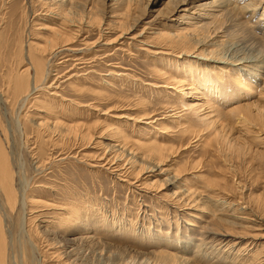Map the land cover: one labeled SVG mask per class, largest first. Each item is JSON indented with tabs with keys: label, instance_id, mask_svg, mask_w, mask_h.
<instances>
[{
	"label": "rangeland",
	"instance_id": "rangeland-1",
	"mask_svg": "<svg viewBox=\"0 0 264 264\" xmlns=\"http://www.w3.org/2000/svg\"><path fill=\"white\" fill-rule=\"evenodd\" d=\"M67 1L0 0V139L17 190L14 210L0 204L4 264H163L160 249L182 260L191 258L194 264H264V135L257 138V127L238 130L245 127L239 124L259 122L235 119V128L219 127L233 145L221 149L215 130L201 120L211 109L202 93L191 87L207 71L186 73L184 93L167 83L175 66L194 59L179 56L180 49L161 35L186 22L185 4ZM238 1L233 3L241 4ZM51 25L61 28L60 36ZM35 59H42L45 67L36 92L17 97L14 79L25 72L32 83ZM156 68L168 76L157 75ZM233 69L211 70V78L237 97L229 104L215 101L209 113L213 122L222 120L220 107L249 105L260 96L259 91L245 93L238 83L245 79ZM203 103L198 112L191 109ZM59 120L79 125L78 133L53 130L52 122ZM40 121L46 126L37 129ZM121 141L123 149L116 146ZM152 141L164 148L162 167L169 170L158 176L147 172L160 162L148 146ZM127 150L136 154L132 165ZM185 188L197 189L201 201L180 202ZM22 193L28 198L24 202ZM1 200L5 202L0 191ZM72 203L94 206V215H86L88 206L78 220H66L72 215L64 207L72 209ZM193 209L201 210L206 222H216L215 229L231 231L227 239L242 242L243 252L230 251L226 242L211 243L203 226L196 232L187 228L195 219L188 215ZM143 229L164 235L162 246L138 235Z\"/></svg>",
	"mask_w": 264,
	"mask_h": 264
},
{
	"label": "bare ground",
	"instance_id": "bare-ground-1",
	"mask_svg": "<svg viewBox=\"0 0 264 264\" xmlns=\"http://www.w3.org/2000/svg\"><path fill=\"white\" fill-rule=\"evenodd\" d=\"M68 1L67 2L71 3V4L73 2V0H68ZM199 1H201V0H181V2H183V4H185V7L182 11H183L184 18L187 19L186 22L182 23L181 26H179L175 31H170V32L166 31L165 33L161 32V35L164 37L165 41L167 39V41L170 43L172 48L180 49V52H179L180 55L179 56H186V57L191 56V57H189V59L194 58V59H192L193 62L192 63H189V62L184 63L183 62L184 64L175 66L174 67L175 73H173L172 76H170L169 78L167 77L168 75L166 76V73H164L161 68H156L157 71H159L158 73L157 72L156 73H157V75L159 74L162 77L166 76L167 80H168L167 83L169 85H173L176 88L177 87L183 88L185 86L184 83H185V79H186V76H185L186 73H188V72L192 73V72H198V71L203 72L204 70L207 71L208 74L205 73L206 76H204L202 80H199L196 84L192 85L191 87H193L195 90H198L196 92L202 93L203 98L206 100V102L204 100V103L207 104L209 109H211L210 112H208L207 114H205V112L203 113L201 120H202V118H204L202 121H205L206 126L208 125L209 128L212 126L211 128H213V130H215V134L217 135L215 138H216V141L218 142V144L220 145L221 149H222V147L228 148V147H231L233 145H232L231 139L228 136H226V133H223L224 130L222 132H220L221 130H219L220 129L219 127L226 128L227 126H229L230 128H233V127L235 128V126H234L235 123H232L235 121V119L239 120L238 123H243L244 121L259 122V125L255 124V123H252V125L239 124V126L244 125L245 127L240 128L238 130H240V132H242L241 130L246 131V130H251L253 127H257L259 132H261L257 138L262 139L260 137H261V134L264 135V114H263V112H264V0H239L237 2V3H239V2L241 3L239 5L234 4L233 3L234 0H212L211 2L195 4ZM235 1H237V0H235ZM61 2H66V0H61ZM85 2H87V0H85ZM208 3H210L211 5H209ZM71 7H72V5H71ZM193 7L195 10L191 11ZM49 27H51L50 29L57 31L58 36H60V34L62 33V32L59 33L61 31L60 30L61 28H57L56 26H53V25H51ZM123 32H125V31L123 30ZM121 33H122V30H121ZM62 40H60V41H62ZM54 46H52V47H54ZM174 51H175V49H174ZM42 52H43V50H42ZM152 52H154V51H152ZM174 60H176V59H174ZM35 61L37 63L34 64L35 76H34V78H32L33 79L32 83H29L30 82V81H28L29 79L26 76H24L26 74L25 72H24L25 74L21 73L23 75L18 74L19 76H16V78L14 79L13 90H14L15 95H17V97H23L26 93H28L29 90L36 92V89L38 87L37 82H38V80L41 79V76L44 75L45 67H44V61L42 59H38V60L35 59ZM185 61H186V59H185ZM229 66L233 67L234 68L233 70L236 71L239 75H242V78L245 79L244 81H243V79H238V81H239L238 83L243 84V86L247 89V90L245 89V93L246 92L247 93H252V92L257 93V91H259L260 96L257 100L252 101L249 105L244 103V104L232 107L228 110H225L223 107H220L218 110V114H219V116H221L222 120L220 121L218 119L217 121L213 122L211 120L209 113H211L213 108H215V104H216L215 101L218 98H220L221 100H223L224 102H227V104H229L230 101L237 98V97L233 96V91H231V89L229 87L222 86L221 84L214 81L210 76L212 68L214 69V71L217 70L218 73H223V72H228L227 69ZM167 67H169V66H167ZM154 70L152 68V71H154ZM236 81H237V79H236ZM12 83L13 82H11V84ZM241 84H240V86H241ZM29 85L31 88H29ZM181 91H182V93H184L185 89L183 88V89H181ZM209 92H211V94H212V96H211V94L209 95L210 97L207 95ZM241 94L244 95L243 92ZM208 97H209V99H206ZM213 98H214V101H213ZM204 103L201 104L200 107L191 106L192 108L191 107L190 108L192 110H194L195 112L196 111L198 112L199 109H201L204 106ZM190 105H191V103L189 104V106ZM45 112H47V111H45ZM50 113H52V115H55V116L57 115V114H53V112H50ZM145 116H147V115H145ZM53 119H54V117H53ZM147 119H148V117H147ZM54 120H56V118ZM212 122H213V124H212ZM52 123H53V126H52L53 130H58L59 133L62 132V134H64V135L67 134L66 132H68V131L73 132L74 130L77 129V127H79V125L75 126L76 124L65 125L63 123V121L60 122V120L59 121H53ZM52 123H50V124H52ZM45 124H46V122L40 121L39 123H37V129H40V128L42 129V127H43L42 125H45ZM214 125H216V126L218 125V126L215 127ZM82 127H83V125H82ZM82 127H81V129H82ZM64 130H66V132H65L66 134L63 133ZM79 131H81V130H79ZM52 132H54V131H52ZM75 132L78 133L77 130ZM82 134H83V130H82ZM84 136L85 135H82V137H84ZM89 136H90V134H89ZM253 137L255 138V140H259L256 138V136H253ZM121 142L123 144L119 142L118 145H116V146H121L123 149L125 144L123 141H121ZM150 143L148 145L149 148L151 150H153V152H155L156 154L159 155L160 162L155 164L154 166H151L147 172H152L153 173L152 176L162 175L163 173H166L169 171L166 167L165 168L162 167V165L164 163L163 159L165 157L163 154L164 148H162V146H160V144L156 143L155 141L154 142L152 141ZM208 143H209V141H208ZM116 146H113V147H116ZM234 146H235V144H234ZM127 152H128V154L131 155L130 159L136 158V154H134L133 151L127 150ZM8 158H10V157L7 156V154L5 152V146L2 143V140L0 139V191L3 194V197L5 199L4 200L5 202L3 203L1 200L0 204H2V205L5 204L6 206L10 207V209L14 210L16 207V202H17V195H16L17 190L14 188L13 183H12L14 178H13L12 170L10 167V161L8 160ZM135 162H136L135 159L133 161H131V165L134 164ZM142 169L138 172L139 174H141L143 172ZM119 171H121V170H119ZM157 172H159L158 175H156ZM176 175H179V174L177 173ZM158 182H159L158 179L155 181L152 180V184H157ZM218 182H220V181H218ZM143 185L149 188L148 182L143 183ZM160 185H161V183H160ZM181 188H184V187H181ZM192 188H194V187H192ZM192 190L193 189H191V188L190 189L185 188L182 192H180L181 195H180V198L178 197L179 198L178 200H180V202H185V203L191 202V203H189L190 205L192 203L197 204V202L201 201V200L197 199V197H196L198 190L197 189H196V191L195 190L192 191ZM21 198H22V202H24L26 200L27 196L24 193H22ZM40 202L42 203V201H40ZM73 203H72V205H74V206L72 207V209L64 207L65 210L67 209V213L69 215H72V216L66 217L65 218L66 220L71 219V217H73L74 220H76L77 217L80 218L79 215L81 214L82 210L88 206H89V208L91 207V211L89 213H87L86 215H88V214L94 215V209H95L94 206L89 205V204L84 205V206H80V204L75 205ZM72 205H70V206H72ZM193 208H195V207H193ZM223 209H224V207H222L220 210L222 211ZM198 210L199 209H193L190 211L189 214L185 211L186 214L195 218V219H192L191 222L187 221L188 222L187 224H189V226L187 228H189L191 231L196 232V230L198 228H202V226H203L202 229L205 232L204 235H206V238L207 237L211 238V240L213 241L211 243L226 242L227 244H225V245H228L227 247L231 248L230 251L235 250L236 254L237 253L241 254L243 252L242 248H240L242 245V242L227 239V237L230 236L231 231L228 233V231L226 232V230L220 231V230L215 229L214 227L216 225L215 224L216 222H212L211 220H210L211 222L209 220H208L209 222H206L205 221L207 219L206 215H204L201 210H199V211ZM64 213H65V211H64ZM228 219L226 222H229L233 225L237 224L236 223L237 221L235 220V218H234V220L236 222H234L233 220L228 221ZM220 220H223L222 217L220 218ZM80 221H82V219ZM204 221H205V224L203 223ZM1 223H2V220L0 217V227H1ZM130 228H132V227H130ZM130 228H128V229H130ZM216 228H218V227H216ZM231 228H233V227H231ZM132 229H134V228H132ZM177 230H179V229H177ZM186 230H185V232H186ZM0 231H1V238L3 241L4 240L3 236L5 233L3 232V230H0ZM155 232H157V231L155 230ZM162 233L165 234L164 232H162ZM138 235H144L147 239L148 238L150 240L152 239L151 241L152 242L154 241V243H156V244H157V242H161L163 240L162 238L165 237L164 235H162L163 237H159L161 235H158L157 233L152 235V233L147 232L145 229L140 230L138 232ZM168 235H170V234H168ZM234 235H237V234H234ZM179 236H180V234H179ZM201 236L199 234L198 237H201ZM178 238L177 239L175 238V239L178 240ZM165 239H167V238H165ZM189 240H191V239H189ZM2 241H0V264H4L6 262V254H4L5 252L3 253V256H2V252H3V245L1 244ZM180 241L178 242L179 244H181ZM196 242H197V240H196ZM184 243L182 241L181 245L183 246ZM187 243H189V241ZM162 244L163 243L161 242V244H159V245L162 246ZM164 244H165V242H164ZM179 244H178V246H179ZM168 246H169V243H168ZM220 247H222L221 244H220ZM225 247L226 246L223 247V251H224ZM184 249L186 250V248H184ZM4 250H6V249H4ZM228 251H229V249H228ZM158 253L162 255L161 257L159 256L160 258H164L162 260L163 264H194L193 261L191 260V258H187L185 260H182L181 258H177L176 256H174L173 252L166 251L165 249H160L158 251ZM155 254L158 255L157 253H155ZM194 254H195V252H194ZM226 254H227V252H226ZM197 256H198V254H197ZM234 256H235V254H234ZM174 257H176V258H174ZM192 259H194V258H192ZM199 259H200V257H199ZM155 264H156V262H155Z\"/></svg>",
	"mask_w": 264,
	"mask_h": 264
}]
</instances>
